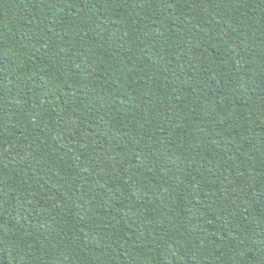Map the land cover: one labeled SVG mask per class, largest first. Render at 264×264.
Returning <instances> with one entry per match:
<instances>
[{
  "label": "trees",
  "instance_id": "obj_1",
  "mask_svg": "<svg viewBox=\"0 0 264 264\" xmlns=\"http://www.w3.org/2000/svg\"><path fill=\"white\" fill-rule=\"evenodd\" d=\"M0 264H264V0H0Z\"/></svg>",
  "mask_w": 264,
  "mask_h": 264
}]
</instances>
